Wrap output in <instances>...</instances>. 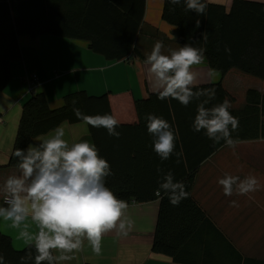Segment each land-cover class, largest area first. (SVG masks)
I'll use <instances>...</instances> for the list:
<instances>
[{"label":"trees","instance_id":"trees-1","mask_svg":"<svg viewBox=\"0 0 264 264\" xmlns=\"http://www.w3.org/2000/svg\"><path fill=\"white\" fill-rule=\"evenodd\" d=\"M203 2L205 13L197 15L186 11L183 2L172 5L164 0L162 20L176 27L180 46L205 48L208 66L223 76L235 69L264 81V4L234 0L227 11L223 6ZM145 7V0H0L4 14L0 27L7 30L0 38V91L11 80L10 63L21 59L18 37L68 38L87 43L89 50L108 61H125L137 54L135 41ZM208 88H214L216 95L206 107L224 99L232 101L221 82L194 87L193 91ZM127 98L129 104L121 103ZM204 99H193L185 107L175 99L160 100L157 93L136 101L129 92L90 96L79 91L65 96L59 109H51L44 95L36 93L23 107L8 167L17 168L18 158L13 155L16 148L26 149L34 139L62 123L83 122L74 115V107L86 115H113L119 121V138L110 136L103 127L87 125L88 130L100 156L110 164L111 175L106 177L105 185L118 198L128 204L159 199L154 253L175 264H264L244 258L192 197L200 165L225 145L223 140L213 142L204 130L195 132L192 128L197 105ZM229 111L239 120V127L231 132L235 142L264 139V95L249 90L246 105L239 111ZM148 114L163 117L176 132V148L168 160L161 161L152 144L148 146L140 139ZM122 118L128 120L122 122ZM168 171L175 181L184 183L189 193L178 206H173L162 190L160 196L156 195L159 182ZM29 251L35 255L29 246L16 251L10 239L0 233V255L5 264H21V257ZM27 264H34V260Z\"/></svg>","mask_w":264,"mask_h":264},{"label":"crops","instance_id":"crops-1","mask_svg":"<svg viewBox=\"0 0 264 264\" xmlns=\"http://www.w3.org/2000/svg\"><path fill=\"white\" fill-rule=\"evenodd\" d=\"M206 1L229 11L234 0ZM246 1L264 4V0ZM145 2L143 22L135 41L137 54L125 61H108L89 50L87 43L68 38L53 35L18 37L21 59L10 63L11 80L0 91V118L3 120L0 122V188L8 176L18 174V169L8 167V163L23 107L36 93L44 95L51 109H59L65 96L79 91L90 96L129 92L136 101L145 100L157 93L148 65L144 62L145 55L150 54L158 40L163 42L162 51L165 54H168L169 49L177 50L181 46L176 27L162 20L164 0ZM1 17H4L2 11ZM6 34L7 30L0 27V38ZM142 36L146 45L140 50ZM192 71L196 75L195 87L221 82L232 97L230 109L233 111H239L246 105L249 90L264 95V81L241 71L233 69L223 76L212 70L206 60L200 65H194ZM128 99L121 103L129 104ZM127 120L122 118V122ZM132 121L134 125L136 120L133 118ZM61 125L65 128V139L70 143L80 140L93 143L84 122ZM141 129V141L144 139L148 146H153L154 138L148 133L147 127ZM40 137L30 144H36ZM225 173L241 179L254 175L261 187L247 195L234 193L225 196L222 186L218 184ZM192 197L244 258L264 261V139L235 142L234 147L223 145L216 150L200 165ZM2 200L3 194L0 192V206H6ZM232 201H236V206H232ZM158 211L159 199L128 204L125 216L134 224L126 236L111 230L102 238L100 255L94 254L85 242L82 252L62 264H175L171 259L152 251ZM25 223L29 232L37 231L30 219ZM23 227H13L11 221L0 218V233L10 239L16 251L28 246L19 237Z\"/></svg>","mask_w":264,"mask_h":264},{"label":"clouds","instance_id":"clouds-1","mask_svg":"<svg viewBox=\"0 0 264 264\" xmlns=\"http://www.w3.org/2000/svg\"><path fill=\"white\" fill-rule=\"evenodd\" d=\"M181 2L186 11L204 15L203 0H168L172 5ZM199 23L197 20V27ZM163 48V42L156 41L144 61L158 99H175L186 107L193 99L206 97L197 105L193 130H204L213 142L223 140L226 146L234 147L231 132L237 130L239 120L229 111L230 101L224 99L209 108L205 105L215 98V89L193 91L196 75L192 68L205 61L206 49L186 44L177 50L169 49L165 54ZM225 51L230 53L228 48ZM73 113L85 124L103 127L110 136L119 138L116 130L119 121L113 115H86L77 107L73 108ZM146 120L147 131L154 138L155 153L161 161L168 160L176 148V132L163 117L148 114ZM65 135V128L58 125L36 144H29L26 149L16 148L13 155L18 158V174L8 176L0 188L6 205L0 206V218L11 221L13 227L23 225L19 237L35 251L34 256L29 251L21 257V264L31 260L34 264H62L82 252L85 242L94 254L100 255L105 233L116 230L118 235L126 236L133 227L134 221L125 216L128 203L105 185L106 177L111 175L109 162L100 156L94 143L88 140L70 143ZM176 155L179 157L180 153ZM176 162H180L179 158ZM157 171L162 172V169ZM218 184L225 196L247 195L261 187L254 175L241 179L227 173ZM161 190L173 206H178L189 195L184 183L175 181L171 171L162 176L157 196ZM231 204L236 206V201ZM29 219L36 225L35 233L27 230L25 221ZM0 264H5L3 255H0Z\"/></svg>","mask_w":264,"mask_h":264},{"label":"rangeland","instance_id":"rangeland-1","mask_svg":"<svg viewBox=\"0 0 264 264\" xmlns=\"http://www.w3.org/2000/svg\"><path fill=\"white\" fill-rule=\"evenodd\" d=\"M145 42V38L142 36L141 37V42H140V46H139V49L140 50H142L141 48L143 47V45H146V43H144ZM145 54V53H144ZM145 57H146V55H145Z\"/></svg>","mask_w":264,"mask_h":264},{"label":"built area","instance_id":"built-area-1","mask_svg":"<svg viewBox=\"0 0 264 264\" xmlns=\"http://www.w3.org/2000/svg\"><path fill=\"white\" fill-rule=\"evenodd\" d=\"M3 120L0 118V122H2ZM2 203L4 204V201L2 200ZM131 203H133V201L131 202ZM130 204V203H129Z\"/></svg>","mask_w":264,"mask_h":264}]
</instances>
